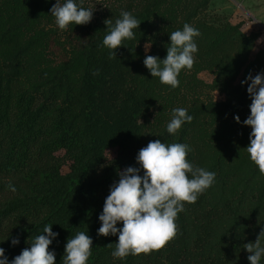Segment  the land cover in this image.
I'll use <instances>...</instances> for the list:
<instances>
[{
    "label": "trees",
    "instance_id": "16d2710c",
    "mask_svg": "<svg viewBox=\"0 0 264 264\" xmlns=\"http://www.w3.org/2000/svg\"><path fill=\"white\" fill-rule=\"evenodd\" d=\"M81 1L75 0L84 7ZM209 2L123 0L86 25L61 30L50 13L56 0H0V247L9 264L48 224L59 234L49 247L55 264H63L67 240L81 231L93 240L87 264H250L243 245L264 229V175L245 149L252 129L243 121L252 100L241 81L264 73V53L251 62L258 33L210 18ZM121 11L141 24L110 59L104 21L114 25ZM185 23L200 32L198 52L173 89L143 61L164 59L170 34ZM203 71L214 75L212 82L200 78ZM212 91L226 99L213 100ZM175 108L194 119L173 135L167 124ZM156 139L188 145L189 162L215 172V181L185 203L178 234L163 249L115 258L118 234L98 235L99 216L118 172L139 168V150Z\"/></svg>",
    "mask_w": 264,
    "mask_h": 264
},
{
    "label": "clouds",
    "instance_id": "9594fccd",
    "mask_svg": "<svg viewBox=\"0 0 264 264\" xmlns=\"http://www.w3.org/2000/svg\"><path fill=\"white\" fill-rule=\"evenodd\" d=\"M93 9L78 5L75 0H56L50 9L59 29L67 30L69 25H86L93 19ZM108 34L103 38V46L110 49L109 58H116L115 50L124 46L125 40L135 39L134 29L139 28L141 21L129 11H121L120 18L113 22L106 19ZM200 36L198 29L185 23L182 30L170 34L167 55L164 59L146 55L143 63L152 77H158L163 85L175 89L179 87L178 79L182 70H191L195 63L194 54L198 46L194 40ZM151 41L145 45L148 52ZM94 75H99L97 69ZM250 81V83H248ZM248 84L247 92L251 97L250 115L243 124L250 126V144L245 148L250 160L264 175V73L254 77L249 73L241 84ZM194 117L186 108L172 110V119L167 124V132L176 134ZM240 123V117H234ZM190 148L184 143L161 142L160 139L150 141L141 148L136 157L139 168L127 167L118 172L119 182L110 188L106 197L103 212L99 216L102 222L98 235L109 236L118 234V243L112 256L124 259L128 255L151 254L163 249L178 234L176 223L178 214L184 211L185 203L192 204L198 196L211 187L215 181V172L193 165L187 159ZM144 170V175L139 173ZM191 177V178H190ZM8 189L16 191L15 185L9 183ZM123 227L118 228L117 223ZM58 233L52 231V225H45L43 234L37 235L29 248L22 250L11 264H55V252L49 247ZM264 229L255 242L243 245L250 255V264H260L264 256ZM12 245L19 243L13 238ZM93 240L83 231L69 238L65 245L63 264H87L92 255ZM111 247L112 244H108ZM0 264H9L5 249L0 247Z\"/></svg>",
    "mask_w": 264,
    "mask_h": 264
},
{
    "label": "rangeland",
    "instance_id": "374dc122",
    "mask_svg": "<svg viewBox=\"0 0 264 264\" xmlns=\"http://www.w3.org/2000/svg\"><path fill=\"white\" fill-rule=\"evenodd\" d=\"M81 2L84 8L94 10L93 18H95L107 8L120 5L123 0H82ZM206 14L210 18L213 17L232 24H240V30L244 34L258 33L256 45L250 56L251 62L256 59L259 53H264V0H210ZM147 43L144 44V50ZM244 74L245 70L239 80ZM199 76L208 83L212 82L214 78V75L208 71L201 72ZM210 94L212 99L216 101H224L226 99L225 94L217 91H212ZM114 155L115 151L113 150L109 152L108 157L112 158ZM69 170L70 161H66L63 165V172L67 173Z\"/></svg>",
    "mask_w": 264,
    "mask_h": 264
}]
</instances>
